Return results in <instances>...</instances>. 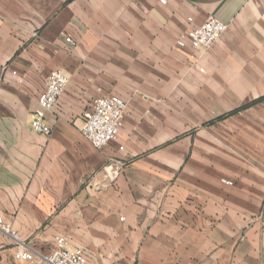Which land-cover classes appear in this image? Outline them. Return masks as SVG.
Instances as JSON below:
<instances>
[{"label": "crops", "instance_id": "1", "mask_svg": "<svg viewBox=\"0 0 264 264\" xmlns=\"http://www.w3.org/2000/svg\"><path fill=\"white\" fill-rule=\"evenodd\" d=\"M209 16L213 46L180 40ZM55 70L45 137L31 123ZM100 95L124 118L97 150L79 127ZM0 225V264L59 236L90 264H264V0H0Z\"/></svg>", "mask_w": 264, "mask_h": 264}, {"label": "built area", "instance_id": "2", "mask_svg": "<svg viewBox=\"0 0 264 264\" xmlns=\"http://www.w3.org/2000/svg\"><path fill=\"white\" fill-rule=\"evenodd\" d=\"M189 25L180 40H186L195 50L208 49L213 46L226 30V25L212 16L199 24L193 25L191 18L187 19ZM67 43L74 46L70 38H65ZM69 83L68 76L61 70L50 72L44 80V89L37 97L38 109L31 123L34 133L50 137L51 128L44 122V115L53 111L60 97L65 92ZM124 118V104L115 95H100L91 104L90 108L82 114L79 131L85 141L93 148L101 150L114 142L122 127ZM122 149V148H120ZM123 164L116 162L103 169L102 179L97 184L98 189H107L113 186L121 175ZM221 183L231 186L232 182L222 179ZM8 232V227L0 225ZM264 236V229L262 231ZM16 261L32 264H90L85 251L69 245L65 237L54 239V250L50 253L39 255L19 244L14 254Z\"/></svg>", "mask_w": 264, "mask_h": 264}, {"label": "trees", "instance_id": "3", "mask_svg": "<svg viewBox=\"0 0 264 264\" xmlns=\"http://www.w3.org/2000/svg\"><path fill=\"white\" fill-rule=\"evenodd\" d=\"M226 116H228V115H226ZM226 116H223V117H221V118H224V117H226Z\"/></svg>", "mask_w": 264, "mask_h": 264}]
</instances>
